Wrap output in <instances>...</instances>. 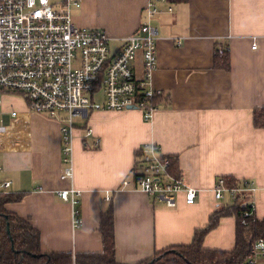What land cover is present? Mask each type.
I'll list each match as a JSON object with an SVG mask.
<instances>
[{
    "label": "crops",
    "instance_id": "1",
    "mask_svg": "<svg viewBox=\"0 0 264 264\" xmlns=\"http://www.w3.org/2000/svg\"><path fill=\"white\" fill-rule=\"evenodd\" d=\"M149 1L160 9L150 19L159 29L153 84L164 91L150 120L137 109L90 111L71 140L73 178L66 179L60 122L27 108L16 117L3 113L11 121L1 120L7 128L0 132V184L10 185L1 190L26 193L6 208L31 219L46 252H101L99 222L110 206L121 264L188 244L217 209L236 202L231 192L219 201L211 197L225 176L254 188V215L264 218V128L253 120L254 109L264 107V0H81L73 19L118 39L149 20ZM226 46L230 71L214 67L216 48ZM137 66L141 74V54ZM152 143L178 156L180 175L200 191L195 203L181 192L169 204L136 187L137 152ZM72 186L81 191L78 228L72 204L59 194ZM236 227L235 216L223 217L204 246L232 250Z\"/></svg>",
    "mask_w": 264,
    "mask_h": 264
},
{
    "label": "built area",
    "instance_id": "2",
    "mask_svg": "<svg viewBox=\"0 0 264 264\" xmlns=\"http://www.w3.org/2000/svg\"><path fill=\"white\" fill-rule=\"evenodd\" d=\"M80 6L81 0H0V107L5 95H20L29 113L60 122L66 163L62 177L66 179L73 178L69 155L76 117L86 118L93 110L137 109L145 120H150L157 109L154 99L164 95L163 89L153 84L159 29L150 19L159 13L158 6L149 1V20L141 24L138 32L118 39L102 28L76 24L72 10ZM219 50L224 52L229 47ZM139 54L141 74L137 66ZM98 92L102 93L101 100H96ZM10 112L17 116V110ZM6 128L0 124V132ZM137 159V188L169 204L181 192L188 204L196 202L200 191L171 172V156L160 153L157 144L142 146ZM129 184V180L123 181L124 186ZM9 185V181L1 183L0 190ZM253 191L246 181L230 188L225 177H220L210 194L219 201L225 192L234 196L248 192L251 196ZM59 194L72 204L73 226L80 227L77 206L81 191L72 186ZM245 204L252 208L246 215L253 214L254 199L251 197L242 205ZM240 264H264V238L255 240L250 255Z\"/></svg>",
    "mask_w": 264,
    "mask_h": 264
},
{
    "label": "trees",
    "instance_id": "3",
    "mask_svg": "<svg viewBox=\"0 0 264 264\" xmlns=\"http://www.w3.org/2000/svg\"><path fill=\"white\" fill-rule=\"evenodd\" d=\"M228 47V46H227ZM214 67L230 71L232 68L230 50L220 52L216 48ZM161 97L154 99L155 104ZM253 120L257 127L264 128V107L253 111ZM140 151L137 152V157ZM171 156V172L181 176L178 156ZM140 162H135V178ZM226 185L230 188L241 185V180L225 176ZM26 193H10L0 190V264H121L116 258L114 232V211L110 206L102 211L99 230L103 239L101 252H46L41 248L40 230L30 218L22 217L6 208L8 203L20 202ZM236 202L222 209H217L205 228L197 229L192 242L169 246L138 264H240L252 251L256 239L264 238V218L253 214L248 204L250 193H238ZM225 216L237 219L235 246L232 250L210 249L204 246L207 234L215 229Z\"/></svg>",
    "mask_w": 264,
    "mask_h": 264
},
{
    "label": "rangeland",
    "instance_id": "4",
    "mask_svg": "<svg viewBox=\"0 0 264 264\" xmlns=\"http://www.w3.org/2000/svg\"><path fill=\"white\" fill-rule=\"evenodd\" d=\"M112 47H114V44H112ZM10 96V97H9ZM102 98V93L98 92L96 94V100H101ZM24 97L20 95H5L4 96V103L3 106L0 107V124L5 122L8 123L11 121V110H25L26 109V103H25ZM3 111V112H2ZM9 112L10 114H3ZM1 120L3 122H1ZM83 118L76 117L74 119L77 130L78 128L83 127ZM13 121V120H12ZM6 191V190H4Z\"/></svg>",
    "mask_w": 264,
    "mask_h": 264
}]
</instances>
